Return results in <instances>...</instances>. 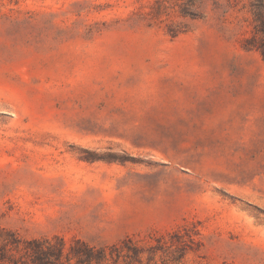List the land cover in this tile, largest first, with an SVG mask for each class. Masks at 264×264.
I'll list each match as a JSON object with an SVG mask.
<instances>
[{
  "label": "rangeland",
  "instance_id": "1",
  "mask_svg": "<svg viewBox=\"0 0 264 264\" xmlns=\"http://www.w3.org/2000/svg\"><path fill=\"white\" fill-rule=\"evenodd\" d=\"M254 3L0 0V264H264Z\"/></svg>",
  "mask_w": 264,
  "mask_h": 264
},
{
  "label": "trees",
  "instance_id": "2",
  "mask_svg": "<svg viewBox=\"0 0 264 264\" xmlns=\"http://www.w3.org/2000/svg\"><path fill=\"white\" fill-rule=\"evenodd\" d=\"M254 6L255 11H253L254 17V26H253V33L254 35H259L261 37L259 41V45L255 48L262 56L264 60V0H255V3L252 4ZM193 16V15H191ZM255 38L253 37L249 42H254ZM28 245L32 247V253L34 257H38V261L40 264H50L48 258H54L58 261H61L63 257V252L65 249V244L63 241L59 240V247H54L50 244L49 241H31L28 242ZM84 256L82 257L83 262L85 264H101L103 261H106L107 255L104 249L102 250H95L94 248H90L88 246H83ZM66 259V257H65ZM69 260V259H67ZM66 260V261H67ZM57 263V264H58Z\"/></svg>",
  "mask_w": 264,
  "mask_h": 264
}]
</instances>
